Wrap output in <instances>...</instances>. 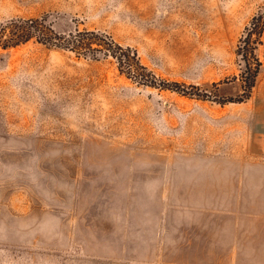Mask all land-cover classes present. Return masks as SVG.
<instances>
[{"label":"rangeland","instance_id":"1","mask_svg":"<svg viewBox=\"0 0 264 264\" xmlns=\"http://www.w3.org/2000/svg\"><path fill=\"white\" fill-rule=\"evenodd\" d=\"M259 15L264 0H0V23L103 34L156 80L0 49V264H264Z\"/></svg>","mask_w":264,"mask_h":264},{"label":"trees","instance_id":"2","mask_svg":"<svg viewBox=\"0 0 264 264\" xmlns=\"http://www.w3.org/2000/svg\"><path fill=\"white\" fill-rule=\"evenodd\" d=\"M253 30L259 34L263 29L264 17L259 15L253 18ZM29 42H36L50 49L75 54L76 57H83L92 61L99 58L110 57L116 65L118 72L127 79L135 81L140 85L154 86L156 80L146 72L140 65L136 53L130 48H122L115 44L109 37L93 31H74L69 33H57L46 16L30 19H12L0 23V49L7 51ZM249 40L244 41V46L238 52H248L246 46ZM254 65L248 64L245 67V90L250 91L254 87L255 78L259 71L260 64L254 59ZM254 66V67H253ZM168 86L167 84H163ZM177 86V85H176ZM183 92V91H182Z\"/></svg>","mask_w":264,"mask_h":264}]
</instances>
